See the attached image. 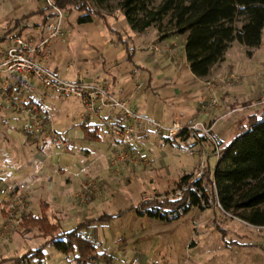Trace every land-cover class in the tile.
<instances>
[{
  "label": "rangeland",
  "instance_id": "374dc122",
  "mask_svg": "<svg viewBox=\"0 0 264 264\" xmlns=\"http://www.w3.org/2000/svg\"><path fill=\"white\" fill-rule=\"evenodd\" d=\"M121 1L91 0L103 15L93 24L81 25L79 12L63 10L66 38L52 43L50 69L68 81L87 80L105 86L118 98L130 99V106L136 112L165 127L172 124L174 116L183 125L191 121L208 127L214 125L212 135L217 144L204 140L202 146L200 143L198 148H189L181 139L170 141L166 134L150 129L151 134L136 142L147 163L127 167L117 174L109 160L112 137L104 127L106 120L89 116L73 97L60 98L47 93L43 98L54 116L56 130L66 136L77 132L79 137L78 141H71L65 151L54 144L49 147L53 158L47 171L51 169L56 174L59 186L62 181L67 184L69 177L73 182L66 187L67 192L57 195L59 201L68 205L72 196L71 205L61 212V208L52 204L50 210L47 208L49 215L53 221L61 222V232L71 231L88 219L114 217L85 232L98 246L99 255L106 253L93 264H264V228L254 227L224 212L212 182L216 150L222 153L241 134L240 128L264 113V33L262 45L255 49L234 42L225 61L202 81L190 70L185 52L186 36L171 35L161 39L154 28L143 34L134 31L121 8ZM50 2L54 4L55 0H0V39L17 20L38 10L52 12ZM40 22V15L30 19L31 24ZM8 46L6 40L0 42V55ZM155 46L159 52L153 51ZM231 76L241 77L243 82L223 90L224 85L217 83ZM5 81L3 75L0 78V125L6 130L16 127L11 138L17 140L25 136L27 120L18 108L10 106L5 96ZM207 81L216 84L215 91L227 100L224 107L210 108ZM136 82L143 84L139 92H135ZM121 91L124 93H118ZM96 126L101 127L97 132L101 141L90 136ZM83 148H89L94 154L85 156ZM4 150L8 155L9 134ZM203 160L207 164L206 175L209 174L203 183L213 204L206 209L192 207L172 219L150 217L152 210L169 214L176 211L161 208L156 203L174 199L176 194L172 191L176 182L186 175L197 174ZM15 162L9 163L7 157L0 164L1 191L10 184L9 169L19 165ZM61 166L65 168L63 173L59 171ZM85 180H93L97 186L88 195L86 204L76 197L79 185ZM59 191L55 185V192ZM40 204L41 197L32 200L37 215L42 212ZM18 234L21 236L15 237L11 244L0 241V245H9V252L16 258L46 242L37 230L18 231ZM45 252L46 264H77L75 254L65 256L51 246ZM4 255L5 249L0 251V257Z\"/></svg>",
  "mask_w": 264,
  "mask_h": 264
},
{
  "label": "trees",
  "instance_id": "16d2710c",
  "mask_svg": "<svg viewBox=\"0 0 264 264\" xmlns=\"http://www.w3.org/2000/svg\"><path fill=\"white\" fill-rule=\"evenodd\" d=\"M157 1L122 0L120 5L129 25L140 34L154 28L161 39H167L171 35L186 36L187 60L192 74L198 79H206L216 66L225 61L226 53L234 42L248 49L262 45L264 0H160L159 4ZM54 6L65 11L79 12L81 16L78 23L81 25L93 24L96 18L103 17L91 0H55ZM35 15L42 16V23H45L53 17V11L38 10L17 20L0 42L5 41L21 25L28 27L30 19ZM22 34L21 29L14 35ZM119 41L125 42L121 38ZM14 89L18 93L17 97L14 96ZM4 91L16 102H20L23 95L26 96L14 84ZM31 104V99L27 97L22 105ZM240 130L241 134L220 153L212 182L216 185L218 201L224 212L254 227L264 228V113L260 118L253 117ZM97 132L98 128L92 134ZM47 137L45 135L44 139ZM204 140L210 139L204 137ZM195 176L196 173H193L178 180L172 194L188 185ZM201 184L202 181H198L199 187ZM188 200L191 204L185 209V213L192 207L205 209L200 205L198 194L192 190L156 204L161 208L177 210L184 207ZM48 206V203L42 202V212L39 215L30 211L18 230L20 233L37 230L39 237L46 242L16 259L14 264H42L49 246L65 256L75 254L77 264H93L94 260H99V256H106V253L99 255L98 246L87 239L88 234L85 232L98 223L113 219V216L88 219L71 231L61 232V222L53 221L48 213ZM149 216L167 220L151 212Z\"/></svg>",
  "mask_w": 264,
  "mask_h": 264
},
{
  "label": "built area",
  "instance_id": "2783aa9c",
  "mask_svg": "<svg viewBox=\"0 0 264 264\" xmlns=\"http://www.w3.org/2000/svg\"><path fill=\"white\" fill-rule=\"evenodd\" d=\"M50 4L53 7V17L45 23L36 25L35 34L26 35L23 33L21 36H9L8 49L4 59L0 62V78L3 75L6 76L5 89L14 84L32 101L31 105H22L20 108L21 114L27 120L25 134L28 137L47 135L56 148L61 151L68 148L67 139L55 128L54 116L49 111L45 99L37 93L38 85L43 91L52 92L60 98L73 97L77 99L80 108L89 116L102 117L105 113L115 114L114 118H109L105 122L104 127L112 137L109 160L116 172H120L124 167H136L140 163H147V158L145 159L140 154L136 142L141 134L150 132V129L166 134L170 141L181 139L189 148L196 147L201 143L200 139L203 140L204 137H208L217 144L212 135L214 125L211 127L204 123L183 125L177 119H173L172 124L165 127L136 112L131 108L130 102L118 98L105 86L87 80L68 81L49 69L47 63L52 55L50 51L52 43L55 40L66 38L63 28L65 17L63 10L51 2ZM153 51L159 52V48L155 46ZM242 82L241 77L231 76L227 78V81L222 80V83L217 84H223V90H228ZM205 85L211 97L210 108L224 107L227 100H223L215 91L216 84L207 81ZM134 87L135 92H139L142 90L143 84L136 82ZM216 157L217 166L220 160L218 149L216 150ZM207 171V164L203 160L200 171L190 180L188 185L178 190L176 195H182L187 190H192L198 194L201 207L209 208L213 203L203 183ZM198 181H202L200 187L197 185ZM213 185L216 191L214 182ZM96 187L95 181L85 180L81 183L80 192L76 197L86 201L88 195ZM215 193L217 194V191ZM190 204L191 201L188 200L184 207L170 214L158 210H152L151 213L172 219L182 214ZM29 212L27 198L20 192L19 186L14 185L6 193L0 195V214L4 217V225L0 229V240L9 242L13 234L21 229L23 218Z\"/></svg>",
  "mask_w": 264,
  "mask_h": 264
},
{
  "label": "crops",
  "instance_id": "0c3cea01",
  "mask_svg": "<svg viewBox=\"0 0 264 264\" xmlns=\"http://www.w3.org/2000/svg\"><path fill=\"white\" fill-rule=\"evenodd\" d=\"M41 23L42 22H40L38 24H31L30 23L28 27L23 24V25H21L20 28H18L16 30V32L11 33L9 36L17 33L21 29L23 30V33L26 32V33L31 34V35L35 34L36 28H34L32 26H36V25H39ZM9 36H7V38H6L7 43H8L7 39L9 38ZM6 50L3 51L2 54L0 55V62L4 59V55H5ZM51 59H52V55H51L49 62L47 63L49 69L52 68L50 65ZM56 69H58V68L56 67L55 70ZM54 72L57 73L56 71H54ZM201 80L203 81L204 79H201ZM4 90H5V86H4ZM14 92H15L14 96L17 97L18 93L15 91V89H14ZM37 93L40 96L44 97L47 93H52V92H45L37 85ZM111 93H114V92H111ZM118 93L123 94L124 92L121 91ZM114 95H116V94H114ZM5 96L9 100V103L12 104L10 106L13 108L15 107V109L18 108L19 110H20L23 102L27 100V97L24 95L22 96L20 102L14 101L13 100L14 98L10 95L8 96L6 94ZM122 100H127L128 102H130V99H124L123 98ZM184 115L185 114H182V116H184ZM102 117L104 118V120L108 121L109 118H114L115 114L105 113ZM174 118L176 119L177 117L174 116ZM192 123H193V121L187 123L186 125H190ZM97 128L99 129L101 127L96 126L95 130H97ZM25 129H26V126L24 127V133H23L25 136H23V138L14 140L11 137L13 135H15V133L17 131L16 127H9V129L6 130L5 128H2L0 125V164L7 157H9V163L11 162V160H16L15 163L19 162V165L16 168H14V169L10 168L9 169V182H10V184L7 187V189H5L4 191L0 190V194L7 191L8 189L13 187L14 185H17V186H19L20 192L27 198V201L29 204V211H32L34 213V209L32 208V200L34 198L41 197V203L42 202L47 203L46 200H49L51 202V203L48 202V204H49L48 209L49 210L52 208V204H54L56 208H61V212L62 211L64 212V208L71 205L70 202H71L72 196H69L70 199H69V205H68V203H66V202L59 201L57 195H59L60 193L62 194V193L67 192L66 187L71 186L73 184L72 179L70 177L67 178L66 179L67 184L63 183V181L60 182L61 183L60 186L56 183V179H57V177L55 176L56 174L52 173L51 169L49 171H47L49 168L48 163L53 158V153L49 149V147L53 144L52 140L49 137L44 139L45 135L30 138V137L26 136ZM8 134H9V154L5 155L4 141L7 140ZM143 134L144 135H142V134L140 135L139 140L141 138L145 139L146 136H148L151 133L148 132L146 134L145 133H143ZM63 135L68 141V148L67 149L70 148L71 141H76V140L78 141V138H79L77 132H73V131L69 133V136H66L65 134H63ZM90 136L96 141H101V138H100L98 133H93ZM203 143H204V139L201 140V146ZM196 147L198 148L200 146H196ZM83 150H84L85 156H87V157H90L91 155L94 154L89 148H83ZM98 155H100V154H98ZM125 168H127V167L122 168L121 172H123V170H125ZM59 171L63 173V172H65V168H63V166H61ZM54 172L56 173L57 170H54ZM119 173L120 172H117V174H119ZM77 177H79V175ZM1 183H2V179H1ZM55 185L60 188V191L58 194L55 192ZM80 185H79V188L81 187ZM74 198H76V197L74 196ZM87 202H88L87 200L82 201V203H85V204ZM40 206H41V204H40ZM0 220L3 221V222L2 221L0 222V229H1L4 225V218L1 214H0ZM17 236H21V235H19L17 232V234L16 233L13 234V236L10 238L9 242L6 243L5 241H2V240H0V241L5 242L6 244H11L13 242V240L15 239V237H17ZM87 239L93 241V239L90 237L89 234L87 236ZM6 244L0 245V251L4 250V249L6 250V255H4L3 257H0V264H14L15 260L18 258H16L14 256L12 251L9 252V250H10L9 245H6ZM26 264H32V263H26ZM42 264H46L45 261H43Z\"/></svg>",
  "mask_w": 264,
  "mask_h": 264
}]
</instances>
